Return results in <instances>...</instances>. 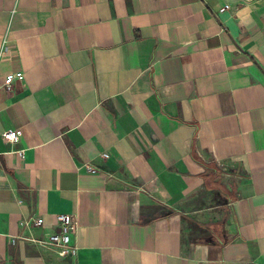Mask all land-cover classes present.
<instances>
[{"label": "crops", "instance_id": "0c3cea01", "mask_svg": "<svg viewBox=\"0 0 264 264\" xmlns=\"http://www.w3.org/2000/svg\"><path fill=\"white\" fill-rule=\"evenodd\" d=\"M0 264H264V0H0Z\"/></svg>", "mask_w": 264, "mask_h": 264}, {"label": "built area", "instance_id": "2783aa9c", "mask_svg": "<svg viewBox=\"0 0 264 264\" xmlns=\"http://www.w3.org/2000/svg\"><path fill=\"white\" fill-rule=\"evenodd\" d=\"M13 79V75L8 76L4 82V85L8 87ZM1 138L6 143H13L19 140V136L16 131L11 129L3 131ZM56 221L59 227L58 231L53 232L45 238L31 237L26 239L38 244L43 248L53 249L60 256L75 255L77 248L72 243V237L77 231V222L75 218L70 214H59L56 216ZM32 223L34 226H40L42 225L43 220L35 219L32 221ZM11 242L14 243V240Z\"/></svg>", "mask_w": 264, "mask_h": 264}, {"label": "trees", "instance_id": "16d2710c", "mask_svg": "<svg viewBox=\"0 0 264 264\" xmlns=\"http://www.w3.org/2000/svg\"><path fill=\"white\" fill-rule=\"evenodd\" d=\"M199 162L205 168L206 172L209 171V173L212 175L213 179L215 177L218 178V180L215 181V183H214V188H217L222 193H224L225 188H224V186L221 183V173H222V171H221L220 167L218 165L214 164V163L213 164H207V163L201 162L200 160H199Z\"/></svg>", "mask_w": 264, "mask_h": 264}, {"label": "rangeland", "instance_id": "374dc122", "mask_svg": "<svg viewBox=\"0 0 264 264\" xmlns=\"http://www.w3.org/2000/svg\"><path fill=\"white\" fill-rule=\"evenodd\" d=\"M221 183H222V181H221Z\"/></svg>", "mask_w": 264, "mask_h": 264}]
</instances>
